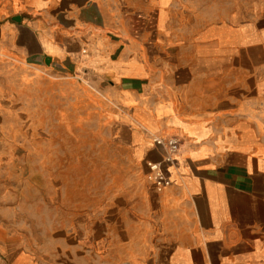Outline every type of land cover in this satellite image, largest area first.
Wrapping results in <instances>:
<instances>
[{"label": "crops", "instance_id": "1", "mask_svg": "<svg viewBox=\"0 0 264 264\" xmlns=\"http://www.w3.org/2000/svg\"><path fill=\"white\" fill-rule=\"evenodd\" d=\"M262 8L0 0V116L22 134L7 143L36 147L58 176L84 162L86 176L94 163L117 176L58 189L67 213L49 223L67 247L0 219V264H264ZM155 137L181 141L161 192Z\"/></svg>", "mask_w": 264, "mask_h": 264}, {"label": "rangeland", "instance_id": "2", "mask_svg": "<svg viewBox=\"0 0 264 264\" xmlns=\"http://www.w3.org/2000/svg\"><path fill=\"white\" fill-rule=\"evenodd\" d=\"M247 4L254 10L259 9L257 1ZM261 10L264 11V8ZM0 118V219L13 222L12 228L16 230L31 228V225L35 232L43 231L45 247H52L55 243L66 247L71 245L66 235L67 227L49 223L53 221L54 213H67V210L53 208L54 202L68 201L67 195L62 194L60 197L58 189L91 185L99 191V187L113 184L117 180L115 171L110 174L112 176L101 175L99 166L94 163L93 176H86L84 172L88 163L84 162L81 163L79 171L58 176L55 172L46 170V166L43 167L36 147L25 152L22 150L24 148L8 144L7 139L12 131L6 128L2 115ZM12 136L20 139L22 134L16 131ZM99 149L100 147H93V154L99 156ZM59 165L63 167L62 163H58V167ZM42 203L49 205L42 208Z\"/></svg>", "mask_w": 264, "mask_h": 264}, {"label": "built area", "instance_id": "3", "mask_svg": "<svg viewBox=\"0 0 264 264\" xmlns=\"http://www.w3.org/2000/svg\"><path fill=\"white\" fill-rule=\"evenodd\" d=\"M153 142L161 150L163 157L161 161H150L148 163V178L153 183L155 189L161 192L172 184L167 175L166 167H173L175 165V158L181 150V141L177 138L164 139L155 137Z\"/></svg>", "mask_w": 264, "mask_h": 264}]
</instances>
